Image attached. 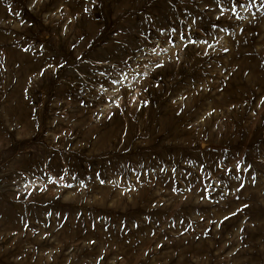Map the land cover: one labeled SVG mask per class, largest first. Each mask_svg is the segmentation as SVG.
Here are the masks:
<instances>
[{
	"label": "rangeland",
	"instance_id": "rangeland-1",
	"mask_svg": "<svg viewBox=\"0 0 264 264\" xmlns=\"http://www.w3.org/2000/svg\"><path fill=\"white\" fill-rule=\"evenodd\" d=\"M0 264H264V0H0Z\"/></svg>",
	"mask_w": 264,
	"mask_h": 264
}]
</instances>
